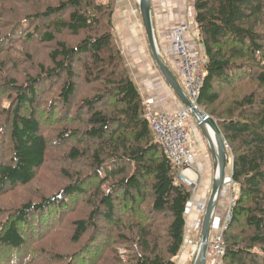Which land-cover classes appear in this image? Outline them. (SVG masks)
Listing matches in <instances>:
<instances>
[{"label":"trees","instance_id":"16d2710c","mask_svg":"<svg viewBox=\"0 0 264 264\" xmlns=\"http://www.w3.org/2000/svg\"><path fill=\"white\" fill-rule=\"evenodd\" d=\"M116 1L0 0V56L27 65L20 83L0 65V264L178 263L192 192L151 130ZM194 8L198 105L238 190L222 264H264V0Z\"/></svg>","mask_w":264,"mask_h":264},{"label":"built area","instance_id":"2783aa9c","mask_svg":"<svg viewBox=\"0 0 264 264\" xmlns=\"http://www.w3.org/2000/svg\"><path fill=\"white\" fill-rule=\"evenodd\" d=\"M151 1L154 9L165 8L168 4V0ZM195 26V21L177 25L170 31L169 43L163 44L159 50L161 54L174 56L177 59V74L181 83L185 86L183 91L188 99L194 103L195 107L201 110L198 105V96L204 80L206 59H200L199 45L195 41L188 39L189 33L195 31ZM164 86L163 83H150L147 85V87L152 88L156 92V98L146 100L143 105L145 106V113L150 122L151 130L164 148L167 156L179 167L178 181L186 185L192 192V198L188 203L186 213L187 216H190L193 212H197L198 217L192 221L191 225L190 222L189 226L186 223L183 248L186 246L191 248V257L195 263L202 252L201 232L208 206V200L199 199L196 195L201 186L205 167L198 163L193 150L196 144V137L192 122L194 117H192L191 110L188 107H183L173 113L155 112L159 106H163L169 101L168 93L164 92ZM224 144L227 152L231 151L228 142L224 141ZM229 185H235L232 176H228L225 179V189ZM236 201L237 193L233 195L230 205L226 208L224 214L217 213V205L212 218L206 264L212 254V264H222L225 254L224 236L230 227L232 210ZM194 234H197L195 239H193Z\"/></svg>","mask_w":264,"mask_h":264},{"label":"crops","instance_id":"0c3cea01","mask_svg":"<svg viewBox=\"0 0 264 264\" xmlns=\"http://www.w3.org/2000/svg\"><path fill=\"white\" fill-rule=\"evenodd\" d=\"M188 21L196 22L194 0H168V4L165 8H153L154 32L158 47L161 48L163 44L169 43L170 31L174 27ZM114 23L117 34V36L116 34L115 36L118 37L120 41L124 57L127 58L129 56L128 58L131 63L129 69H132V74L135 79V83L138 86L143 98V104L148 99L156 98V92L152 90V88L147 87V85H149L150 83H163L165 85L164 92L168 93L169 101L167 102V104L159 106V108L155 112L173 113L180 108L186 107L181 98H179L175 94V92L166 82L162 72L157 66V63L149 46V42L140 13L138 0H119V4L117 5V10L114 15ZM196 37V31L191 32L188 35V39L195 42ZM147 46L149 47L150 54L148 53ZM202 53H204V49L199 46L200 57L202 56ZM162 58L182 87V83L177 74V59L174 56L168 55H163ZM194 121L195 119L192 120L193 126H195ZM196 126H198L197 122ZM199 130L201 129L199 128ZM194 134L198 138V132L197 130H195V127ZM201 134L203 135V138L207 143V140L202 131L199 132V135L202 137ZM193 150L197 155L196 157L198 158V161L199 159H204L201 160L200 163L206 168V171H204L205 174L203 173L202 176V179L204 177V182L198 189L197 197L202 200H209L212 192V182L216 173L215 159H213L209 146L208 150L206 149L204 152H202L199 147L197 149L195 144ZM227 175L231 177L232 172L230 176L229 172L227 171ZM216 211L218 214L225 213H221L219 209V204ZM197 217V212H193L190 216H187V225L189 226V222L191 225L192 221L196 220ZM196 236L197 234H194L193 239H195ZM179 258L180 259L178 260V264H190V262L192 261L191 248L189 246L183 248Z\"/></svg>","mask_w":264,"mask_h":264},{"label":"water","instance_id":"95a60500","mask_svg":"<svg viewBox=\"0 0 264 264\" xmlns=\"http://www.w3.org/2000/svg\"><path fill=\"white\" fill-rule=\"evenodd\" d=\"M141 17L143 20L145 32L149 42V46L159 67L162 72L166 82L169 84L171 89L175 94L181 98L184 104L191 110L193 116L195 117L199 128L204 134L213 159H215V178L213 180L211 197L208 201L207 211L203 221L202 227V252L199 258L194 264H206L207 253H208V243L211 235V226L213 214L217 208L220 200V195L224 187L225 179L228 177V161L229 154L226 150L224 144V138L220 133L216 122L212 117L206 114L204 111L195 107L194 103L188 99L185 95L180 83L175 78L174 74L171 72L169 67L166 65L162 56L160 55V50L156 42L155 32H154V22H153V5L151 0H138ZM211 131L214 132V138L212 137Z\"/></svg>","mask_w":264,"mask_h":264},{"label":"rangeland","instance_id":"374dc122","mask_svg":"<svg viewBox=\"0 0 264 264\" xmlns=\"http://www.w3.org/2000/svg\"><path fill=\"white\" fill-rule=\"evenodd\" d=\"M117 2V4H116V10H117V5L119 4V0H117L116 1ZM116 10H115V12H116ZM115 34H116V28H115ZM116 36H117V34H116ZM116 39H117V41H118V43H119V45H121L120 44V41H119V39H118V37H116ZM147 48H148V53L150 54V51H149V47L147 46ZM123 50V49H122ZM162 52H163V50H162ZM16 56H18V57H22L21 55L19 56V55H17V54H15ZM152 55V54H151ZM161 56H163V54H160ZM129 57V56H128ZM127 57V58H128ZM204 57H205V53H202V56L200 57V59H204ZM127 58L125 57V60H126V64H127V67L129 68L130 67V61H129V58H128V62H127ZM151 61H153V60H151ZM26 62H19V63H16V65H17V67L16 68H12V66L10 65V59L8 58V57H6V56H0V65L2 64V67H4V69H5V72H6V74L7 75H10V76H17L16 78H18L17 80H18V83H20V81H22V79L24 78V76H23V74H22V70H24L25 69V66H27L26 64H25ZM128 63H129V65H128ZM24 64V65H23ZM23 66V67H22ZM32 67V66H31ZM129 71H130V74H131V76H132V78H133V80L135 81V79H134V77H133V74H132V69H129ZM23 82V81H22ZM182 87L185 89V86L183 85V83H182ZM256 87V85H255V83L252 81V80H247V81H243V82H240V83H238V85L236 86V94H243V95H245V94H247V93H249L251 90H253L254 88ZM225 96H228V93H226L225 94ZM144 106V105H143ZM201 110L202 111H204V109L203 108H201ZM206 114H207V112L206 111H204ZM192 117H194L193 115H192ZM213 118V117H212ZM195 119V118H194ZM214 119V121L216 122V124H217V119L216 118H213ZM192 120H193V118H192ZM196 121V120H195ZM194 121V124H195V130H197V132H198V138L196 137V147H197V149H198V147L200 148V150L202 151V152H204L206 149L208 150V145H207V143L205 142V140H204V138H203V135H202V137L199 135V132H201V130H199V127L198 126H196V122ZM196 154V153H195ZM197 156V155H196ZM198 159V158H197ZM229 159H230V157H229ZM201 160H204V159H199V161H198V163L199 164H201L200 162H201ZM85 163V162H84ZM86 164V163H85ZM81 165H82V168H81V172L82 171H87L88 170V167L87 166H85L83 163H81ZM231 165H232V161L230 160V163H229V161H228V172H229V174H230V176H231ZM60 169H62L61 167H60ZM205 171H206V168H205ZM58 172H56V174L55 175H58L57 174ZM205 174V173H204ZM214 178H215V176H214ZM204 182V177H203V179H202V181H201V184ZM213 183V182H212ZM224 189H225V187H224ZM223 189V191L221 192V195H220V200H219V209H220V211H221V213H224L225 212V210H226V208L230 205V202H231V200H232V198H233V195L235 194V193H238V190H237V188H236V186L235 185H229V186H227L226 187V189L224 190ZM46 190V189H45ZM196 195H198V192H197V194ZM209 201V200H208ZM180 259V258H179ZM213 263V254L210 256V258H209V260L207 261V264H212ZM178 264V263H177ZM192 264H194V263H192Z\"/></svg>","mask_w":264,"mask_h":264},{"label":"bare ground","instance_id":"6f19581e","mask_svg":"<svg viewBox=\"0 0 264 264\" xmlns=\"http://www.w3.org/2000/svg\"><path fill=\"white\" fill-rule=\"evenodd\" d=\"M210 132H211V134H212V137L214 138V137H215V136H214V132H213V131H211V130H210Z\"/></svg>","mask_w":264,"mask_h":264}]
</instances>
